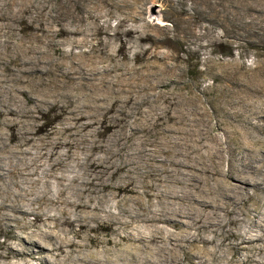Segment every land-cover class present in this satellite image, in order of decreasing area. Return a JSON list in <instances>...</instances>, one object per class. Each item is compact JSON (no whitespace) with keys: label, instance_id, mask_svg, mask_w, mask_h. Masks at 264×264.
<instances>
[{"label":"rangeland","instance_id":"obj_1","mask_svg":"<svg viewBox=\"0 0 264 264\" xmlns=\"http://www.w3.org/2000/svg\"><path fill=\"white\" fill-rule=\"evenodd\" d=\"M76 66L107 77H78ZM257 111L264 0H0V212L14 203L18 216L0 220V264L17 263L8 230L28 242L15 223L62 240L60 250L44 248L45 258L131 254L142 246L130 232L155 234L153 251L159 229L183 227L153 214L176 207L165 183L209 172L193 151L192 169L182 166L179 143H195L202 124L222 140V117L257 124ZM247 133L245 143L263 151L261 125ZM233 206L226 200L221 211L227 227L210 232L211 242L190 241L181 264L202 249L213 252L207 264L257 256L260 242L242 237L264 212V185L228 215Z\"/></svg>","mask_w":264,"mask_h":264},{"label":"bare ground","instance_id":"obj_2","mask_svg":"<svg viewBox=\"0 0 264 264\" xmlns=\"http://www.w3.org/2000/svg\"><path fill=\"white\" fill-rule=\"evenodd\" d=\"M74 72L79 74L78 77L80 76L85 79L92 75L102 80L107 77L105 71L96 72L95 74L88 73V77H85L82 73L81 66H76ZM103 84L105 85V83ZM254 115H256V117L253 116V119L258 118L261 120L257 122V124H252V116H248L244 120H242V117L240 118L236 115L231 117L225 115L226 117H222V120H220L221 125L218 126L223 136L222 140H220L219 135L210 136L205 126L202 124L201 126L195 125L196 128L194 131L197 130V139L196 142L194 141L195 143L185 141V143L183 141L179 143L180 146H185L184 162H181L182 166L186 167V169H192L193 151L194 155L200 157L202 161L206 160L205 164L202 165L208 169L209 172L206 178L196 181L193 178V174L187 171V173H184L189 175L187 180L175 179L174 181H167L165 183V187L168 189L169 193L166 194L165 197L170 195L171 198L176 201V207L170 210L160 209L153 212V214L154 216L160 214L165 220L178 222L183 227L177 234L167 227L159 229L157 234L162 241L160 245L152 247L153 251L150 252L148 249L151 247L150 240L156 236L155 234L151 232L147 234L130 232L129 240L133 237L135 241L142 246L138 248L137 245L136 248H138V250H135L131 254L117 252L106 254L102 252L97 256L86 254L82 257L77 254V257H70L66 255L53 256L51 253L48 255V258H45L42 255V253H44V248L60 250L63 243L62 240L52 237L49 231H26L18 223H15V227L19 229L22 234L24 233L23 237L27 238L28 242H24L21 239V235L19 236L18 233H14L15 231L13 229L8 230L5 234L18 240L14 244L10 241L7 243L6 248L9 256L17 259L16 264H33L28 258L37 261V264H169L170 261H172L173 264H181V255L185 258L187 253L186 251H182V249L186 247L190 241L211 242L215 235L210 232H215L217 228L227 227V215L225 216L221 212L225 208L226 200H231L234 203V206L229 210V215L234 213L236 205L246 198L250 188H257L264 185V150L256 152L254 146L245 143L248 134L247 130L251 126L257 127V125H261L264 129V111H257ZM186 127H188V125H186ZM235 142L238 144L237 152L234 151L232 146ZM224 153L227 154L225 156H227L226 158L228 161V168L226 170L223 168ZM3 167V165H0V178L3 176V170L6 169ZM0 184H6L2 178L0 179ZM13 205L15 204H10L9 207L11 208L0 212V220H2L4 224H11L10 222H14L18 219L14 208H12ZM201 230H206L208 233L202 235ZM144 237H148V239ZM178 237L183 238L180 244L174 242ZM263 240L264 212H261L254 228L247 231L242 237V242L245 244L260 242L259 246L256 245L258 246L256 252L257 256L248 254L244 258L242 264H264V245L261 244ZM176 245L181 248L180 251L175 250ZM211 251L202 249L200 252H193L192 258L198 261L191 260V264H207V261L210 260V256L213 254ZM141 257L144 259V262L140 261Z\"/></svg>","mask_w":264,"mask_h":264}]
</instances>
